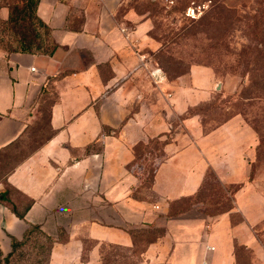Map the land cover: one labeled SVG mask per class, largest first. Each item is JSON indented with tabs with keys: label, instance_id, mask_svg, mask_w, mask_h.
Here are the masks:
<instances>
[{
	"label": "crops",
	"instance_id": "1",
	"mask_svg": "<svg viewBox=\"0 0 264 264\" xmlns=\"http://www.w3.org/2000/svg\"><path fill=\"white\" fill-rule=\"evenodd\" d=\"M129 2L38 0L46 49L0 45V161L52 97L48 138L0 179V264H105V249L141 240L142 264H239V248L264 260L259 134L239 115L206 127L208 68L153 83L150 21ZM11 13L0 0V23ZM153 142L162 158L145 186ZM209 173L233 187L226 210L199 205Z\"/></svg>",
	"mask_w": 264,
	"mask_h": 264
},
{
	"label": "rangeland",
	"instance_id": "2",
	"mask_svg": "<svg viewBox=\"0 0 264 264\" xmlns=\"http://www.w3.org/2000/svg\"><path fill=\"white\" fill-rule=\"evenodd\" d=\"M8 1L12 5L11 14L18 21L16 26L0 23L3 34L0 45L14 48L22 37L28 47L46 49L47 34L29 16L26 0ZM129 5L139 19H149L150 59L165 76L174 79L187 74L193 66L211 71L217 83L215 99L196 109L207 128L239 115L259 134L262 149L251 177L264 187V0H130ZM51 101L49 96L43 103L40 119L27 138L0 161V167L4 168L0 170V179L48 138L47 112ZM150 146L151 154L145 158L147 163H143L147 165L145 186L152 178L154 163L162 158L159 144L153 142ZM139 155H145L142 148ZM232 189L221 185L209 173L199 205L206 207L208 213L226 210L232 205ZM257 235L264 248V224L257 227ZM145 238L150 237L145 234ZM143 242L146 241L141 240L129 251L116 247L105 249V264H142ZM237 256L239 264H264V260L253 262L258 256L251 250L239 248ZM44 260L41 257L38 264H45Z\"/></svg>",
	"mask_w": 264,
	"mask_h": 264
},
{
	"label": "trees",
	"instance_id": "3",
	"mask_svg": "<svg viewBox=\"0 0 264 264\" xmlns=\"http://www.w3.org/2000/svg\"><path fill=\"white\" fill-rule=\"evenodd\" d=\"M25 2H26L25 8L27 9L29 16L33 19L34 22H36L38 24V26L43 28L45 30L46 34L48 35L47 27L35 15V9L37 7L38 0H26ZM17 21H18V17L16 18V17H14L13 14H11V17L9 18V21H8L7 24H13L14 26H16ZM6 48L14 50V51L15 50H20L21 52H29V51H32V50H41V48H39V47L38 48L28 47L27 43L25 42L24 38H22V37L19 40L16 41V47L10 48V47L7 46ZM42 250L43 249L40 248L39 252L42 253ZM29 254H30V251H29ZM39 262H40V260H39ZM34 264H38V263H34Z\"/></svg>",
	"mask_w": 264,
	"mask_h": 264
},
{
	"label": "built area",
	"instance_id": "4",
	"mask_svg": "<svg viewBox=\"0 0 264 264\" xmlns=\"http://www.w3.org/2000/svg\"><path fill=\"white\" fill-rule=\"evenodd\" d=\"M150 77L152 78L153 83L155 85H158V84H160L162 82V80H164L165 75H164L163 71L160 68L156 67L153 70H151ZM206 249L208 251H214V247H212V246H206ZM201 264H208V262L207 261H203V263H201Z\"/></svg>",
	"mask_w": 264,
	"mask_h": 264
}]
</instances>
